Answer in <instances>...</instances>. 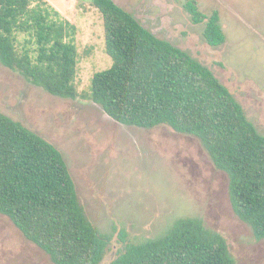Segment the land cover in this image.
I'll use <instances>...</instances> for the list:
<instances>
[{
	"label": "trees",
	"instance_id": "1",
	"mask_svg": "<svg viewBox=\"0 0 264 264\" xmlns=\"http://www.w3.org/2000/svg\"><path fill=\"white\" fill-rule=\"evenodd\" d=\"M91 5L103 18L105 51L113 62L93 75L85 93L76 83L77 26L47 0H0V61L53 95L94 100L122 124L147 129L165 124L200 138L229 175L236 214L264 239V135L243 106L208 66L155 35L114 0ZM184 7L193 23L205 22L208 44L225 42L218 10L205 14L195 0ZM0 213L55 264H101L111 241L88 219L62 152L2 112ZM110 264L236 260L222 234L199 218L181 217L155 238L127 243Z\"/></svg>",
	"mask_w": 264,
	"mask_h": 264
},
{
	"label": "rangeland",
	"instance_id": "2",
	"mask_svg": "<svg viewBox=\"0 0 264 264\" xmlns=\"http://www.w3.org/2000/svg\"><path fill=\"white\" fill-rule=\"evenodd\" d=\"M47 1L77 26L76 83L85 93L93 75L113 62L105 51L103 18L91 0ZM114 1L208 66L264 135V0H195L205 14L219 11L226 40L218 46L207 43L205 22H192L187 0ZM0 112L62 152L88 219L111 235L101 264H110L127 243L163 234L181 217L199 218L222 234L236 264H264V239L236 214L229 175L197 136L165 124H122L94 100L53 95L1 61ZM0 264L55 263L0 213Z\"/></svg>",
	"mask_w": 264,
	"mask_h": 264
}]
</instances>
